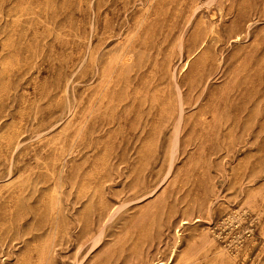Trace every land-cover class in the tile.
Masks as SVG:
<instances>
[{
  "label": "rangeland",
  "instance_id": "1",
  "mask_svg": "<svg viewBox=\"0 0 264 264\" xmlns=\"http://www.w3.org/2000/svg\"><path fill=\"white\" fill-rule=\"evenodd\" d=\"M0 264H264V0H0Z\"/></svg>",
  "mask_w": 264,
  "mask_h": 264
}]
</instances>
